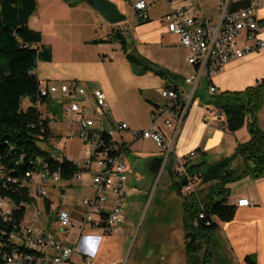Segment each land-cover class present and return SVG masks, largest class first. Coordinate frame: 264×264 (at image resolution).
<instances>
[{"label":"crops","instance_id":"crops-1","mask_svg":"<svg viewBox=\"0 0 264 264\" xmlns=\"http://www.w3.org/2000/svg\"><path fill=\"white\" fill-rule=\"evenodd\" d=\"M110 1L127 15L126 21L113 25L82 0H37L38 8L30 18L29 26L41 33L39 47L51 51V59L39 60L35 69L40 87L50 84H78L84 86L88 94H92L93 90H101L106 95L109 110L103 112L96 120L94 129L97 131L123 123L128 124V128L118 131L114 138L128 165V193L127 183L130 179L135 178L137 183L145 180L146 175L156 177V169L152 163L155 158L162 157L161 150L153 140L138 137L133 131L145 130L152 126L154 111L168 103L161 94L163 89H175L180 93L191 92L193 85L186 79L197 71V66L187 61L188 49L182 45L178 35L169 31L164 17L174 9H183L195 15L200 22L215 24L219 14L216 0H146L148 19L142 20L134 14V5L139 0ZM248 2L249 0H236L235 8L243 7ZM258 18L262 29L260 35L264 39V4L258 11ZM114 29L122 30L137 54L164 70L166 74L160 76L152 71L139 72L138 68L128 61L118 42H95L110 37ZM263 74L264 49L231 62L217 74L205 75L201 85L207 79L209 97L205 98L199 93L201 85L195 91V99L180 126L175 156L170 167L173 164L178 166L179 160L192 152H196L190 159V162L193 160L192 164H197L203 159L215 164L224 158L232 157L239 144L249 141L251 135L247 125L251 122L250 116L247 117L246 124L235 132L230 131L228 127L211 129L204 122V117L210 110L217 108L211 103L215 95L230 91L247 97L246 91L249 88L260 85L264 88V81L261 79ZM210 86L217 88L216 94L210 92ZM67 101L59 95L53 100L39 103L38 109L44 118H56L52 135L47 141L51 154L59 161L71 156L82 166L86 156L84 145L78 136L79 125L77 122L71 123L68 119H63V108ZM52 103L59 105L55 112L51 111ZM30 104L29 100L24 107L27 108ZM92 112L95 111L92 109L90 113ZM166 118L172 116L167 114ZM263 119L264 95L257 113L258 126L264 131ZM173 122L174 127H169L165 119L159 121L162 131L168 137L173 135L178 124L176 119ZM63 136L78 139L84 154L74 158L69 153L72 149L67 148V145L61 151L59 148ZM56 141H59L57 148L54 146ZM230 168L239 175L245 170L246 163L243 158L236 157ZM97 170V165L93 163L84 171L81 181L75 178L51 180L46 185L47 196L40 194L41 180L40 177L37 179L35 174V188L32 186V200L26 204L22 226L40 228L65 243L77 244L78 251L70 261L63 264H86L88 260L91 264H190L186 249L184 202L186 197L197 198L201 203L218 198L215 193L219 189L217 181L205 184L209 185V190L202 197L195 191L184 193V189L180 194L172 187L174 173L171 169L166 177L171 191L176 196L164 201L163 220L139 230V225L136 227L135 223V212L138 211L126 212L127 201L124 209L125 222L119 231L109 234L98 225L82 226L87 208L81 200L96 195L92 183ZM61 181L63 183L57 184ZM225 186L230 189L231 202L247 197L252 204L237 207L236 215L231 221H221L215 217L217 228L224 235L238 264H250L247 261L248 256H251L256 264H264V175L259 178L246 175ZM69 187L78 188L81 194H76ZM235 188H238L236 194ZM62 210L68 211L71 216L73 224L69 227H63L60 223L59 214ZM136 233L139 234V242L132 248L131 241ZM93 234L103 237V243L95 257L86 253L83 244L84 237Z\"/></svg>","mask_w":264,"mask_h":264},{"label":"built area","instance_id":"built-area-1","mask_svg":"<svg viewBox=\"0 0 264 264\" xmlns=\"http://www.w3.org/2000/svg\"><path fill=\"white\" fill-rule=\"evenodd\" d=\"M235 2L236 0H216L219 18L215 24L200 22L195 15L183 9H174L164 17L169 31L178 35L182 45L188 49L187 61L197 66V71L186 79L193 85L191 92L180 93L175 89H163L161 94L168 100L167 105L154 111L150 128L133 131L138 137L153 140L161 150L163 161L157 173L158 178H155L156 183L173 162L182 120L195 99V91L201 85L203 77L207 74H217L231 62L264 49L258 18V11L263 6L264 0H249L247 5L239 8H235ZM147 10L146 0H139L134 5V14L142 20L148 19ZM261 79L264 81V74ZM209 90L212 94L217 93L215 86H210ZM40 94L47 100H53L59 95L68 100L63 108V119H68L71 123L77 122L79 125L78 136L84 145L86 159L81 166L71 156L66 157L79 168L73 178L81 181L84 171L93 163L98 168L92 183L96 195L81 200L87 208L82 226L98 225L109 234L119 231L120 226L125 222L124 209L128 201L126 193L128 165L114 138L118 131L127 129L128 124L123 123L97 131L94 129L96 120L103 112L109 110L106 95L101 90H93L92 94H88L87 89L78 84H50L41 87ZM92 109L95 112L90 113ZM167 114L172 118H166ZM162 118L169 127H174V119L178 121L171 137L166 136L159 125ZM44 119L47 125L41 127L42 132L46 131L47 127L52 129L56 122L55 117ZM204 122L211 129L214 127L223 129L227 127V115L224 110L214 108L206 114ZM103 135H107L111 142L103 139ZM58 145L59 141H56L54 146L57 148ZM195 154L196 152H192L179 160V163L189 162ZM37 174L41 180L39 192L42 196H47L46 185L51 180L62 179L60 171H52L47 164ZM184 176L189 179V183L183 189L190 191L193 188V178L187 173L186 167ZM2 180L6 184L13 183L17 190L27 188L31 193L34 174L28 172L26 178L14 179L6 176L0 169V181ZM234 203L237 207H247L252 204L247 197L238 198ZM0 208H3L6 214H10L12 210L3 200H0ZM205 217V212H200L199 218ZM59 220L63 227L73 224L69 212L65 210L60 212ZM210 220H215V217L211 216ZM210 222L207 221V224ZM6 245L3 258L7 264H63L70 261L79 249L77 244L65 243L40 228L22 225L10 233L9 243ZM86 264H91V261L88 260Z\"/></svg>","mask_w":264,"mask_h":264},{"label":"trees","instance_id":"trees-1","mask_svg":"<svg viewBox=\"0 0 264 264\" xmlns=\"http://www.w3.org/2000/svg\"><path fill=\"white\" fill-rule=\"evenodd\" d=\"M38 8L37 0H0V169L6 176L14 179L26 178L27 173L37 174L45 164L52 171L59 170L63 180H70L79 170L77 164L64 157L57 160L49 150L40 146L39 141L47 142L52 129L47 127L42 132L41 127L47 125L39 103H45L46 97L40 94V80L35 74L38 61L50 60L51 51L39 47L42 36L29 26L32 15ZM97 43L118 42L128 61L139 72L152 71L164 76L166 72L154 66L151 62L137 54L129 44L126 35L120 29H114L107 39L96 40ZM263 85L249 88L247 97L238 92L226 91L215 95L211 103L224 110L227 115V127L235 132L246 124L248 116L251 138L237 146L234 155L224 158L215 164L203 159L197 164L190 161L185 164L191 178L199 177L206 184L217 181L219 189L215 191L218 198L201 203L197 198L186 197V249L190 264H211L212 253L207 251L201 255L203 240L211 238L218 225L211 216L221 221H231L237 211V205L230 201L231 192L226 184L235 182L246 175L259 178L264 175V131L260 129L257 113L263 102ZM28 98L31 104L25 108L24 100ZM109 143L111 139L103 135ZM241 157L246 163L245 170L237 175L230 168L231 162ZM189 183L186 176L173 177L172 187L182 193ZM0 200L11 206V213L6 214L0 208V264H7L3 253L7 249L10 233L18 229L24 220L26 204L32 198L29 190H17L13 183L0 181ZM204 211L206 217L199 218ZM207 221H211L207 224ZM250 264L255 260L247 257Z\"/></svg>","mask_w":264,"mask_h":264},{"label":"rangeland","instance_id":"rangeland-1","mask_svg":"<svg viewBox=\"0 0 264 264\" xmlns=\"http://www.w3.org/2000/svg\"><path fill=\"white\" fill-rule=\"evenodd\" d=\"M132 16H130L131 18ZM199 93H202V95L207 98L209 97L208 92V81L205 79L200 86ZM264 95V92H263ZM29 100L26 98L23 102V105L25 106L26 103ZM56 103H52L50 105L51 111L55 112L57 107ZM59 112V108H58ZM264 120V119H263ZM248 126V125H247ZM249 131V127H248ZM39 144L44 149L48 150L50 149L48 146V142L45 141H39ZM65 145H67V148L72 149L71 153L74 158L79 157L81 153L83 152L82 146L79 143L78 139H68V137L63 136L61 138V144H60V150L63 151ZM58 152V151H57ZM84 153H82L83 155ZM193 163V160L191 161ZM185 164L184 161L182 163H179V165H172L167 168V171L163 173V175L160 178V181L156 183L155 178L157 179L158 176L156 174V177H149V175L145 176V180H142L140 182L135 181V178L132 180L130 179L127 183L129 192L128 195V202L126 205V212H132L133 210L138 211L136 213V227L139 225V230L141 227H148L150 224L158 223L159 221L163 220L164 218V201L168 199H174L175 194L171 191L170 184L167 182V173L169 170L172 169L174 175L176 178H179L180 176H183L185 174ZM171 168V169H170ZM39 174H37L36 178L39 179ZM151 178V179H150ZM169 180V179H168ZM51 182V181H50ZM63 183L57 182V184ZM48 185V184H47ZM192 185L193 188L190 191L183 190L184 193H191L193 191L199 192L200 196L202 197L208 190L209 185H205L201 183V179L198 177H194L192 179ZM35 188V184L32 185ZM71 190H74L76 194H81L78 188L76 187H69ZM133 188V189H132ZM234 188V187H233ZM237 189H234V194L237 193ZM69 200H71V194L69 195ZM138 230V233H139ZM136 233V235L133 237L131 241V247L133 248L136 246V244L139 242V234ZM203 242V251L201 252L202 257L203 254L207 251L212 253V263L213 264H238L235 259L233 258V253L231 252L228 243L224 237V235L221 233L220 230L215 229L212 232L211 238L205 239ZM214 257V258H213Z\"/></svg>","mask_w":264,"mask_h":264},{"label":"water","instance_id":"water-1","mask_svg":"<svg viewBox=\"0 0 264 264\" xmlns=\"http://www.w3.org/2000/svg\"><path fill=\"white\" fill-rule=\"evenodd\" d=\"M83 2L87 3L89 6L97 10L106 21L113 25L120 24L128 19L127 15L122 13L118 6L110 1V0H82ZM163 158L157 157L154 159L152 165L154 169H156V173H158L161 165H162Z\"/></svg>","mask_w":264,"mask_h":264},{"label":"clouds","instance_id":"clouds-1","mask_svg":"<svg viewBox=\"0 0 264 264\" xmlns=\"http://www.w3.org/2000/svg\"><path fill=\"white\" fill-rule=\"evenodd\" d=\"M103 243V237L99 235H88L84 237V249L87 254L95 257L100 250V246Z\"/></svg>","mask_w":264,"mask_h":264}]
</instances>
